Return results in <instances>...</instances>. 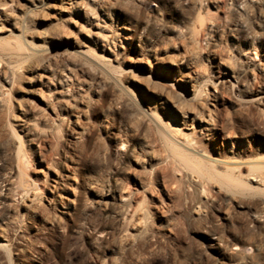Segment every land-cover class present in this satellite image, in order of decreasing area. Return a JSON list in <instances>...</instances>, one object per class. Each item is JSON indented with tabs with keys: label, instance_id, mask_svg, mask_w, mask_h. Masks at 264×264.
<instances>
[{
	"label": "bare ground",
	"instance_id": "obj_1",
	"mask_svg": "<svg viewBox=\"0 0 264 264\" xmlns=\"http://www.w3.org/2000/svg\"><path fill=\"white\" fill-rule=\"evenodd\" d=\"M14 1L0 0V54L4 55H19L23 49L19 35L9 36L2 28L6 22L17 29ZM50 1L63 3L60 12L73 19L68 18L83 41L69 42L72 50L63 55L41 53L43 48L26 52L28 60L21 74L11 66L6 67L8 72L0 70L1 79L11 87L17 81L24 84L23 97L13 104L20 116L10 125L9 146L0 156V204L11 213H21L27 229H32L30 219L39 216L44 223L73 233L77 218L95 207L87 196L94 183L84 161L98 139L93 130L110 136L108 114L116 116L122 125L109 137V151L133 166L136 185L130 188L114 183L109 188L104 200L107 203L101 208L109 221L87 223V237L95 244L115 233L120 252L148 227L156 226L152 217H176L183 210L195 214L198 202L223 191L229 193L228 207L241 208L247 193L254 190L251 184L264 185V160L249 166L243 160L245 148L235 147L231 141L232 133L227 132L230 119L219 97L229 82L237 92L238 113L255 107L256 116L264 119V0L249 1L252 9L245 12H251L255 19L249 26L246 20L237 22L245 39L238 41L232 57L219 54L210 81L200 72L190 71L188 65L199 62L194 41L207 39V52L222 42L221 16L205 18L210 0H173L189 10L181 17V25L171 26L182 51L170 39L164 46L134 44L129 22L114 13L113 4L103 0ZM33 2L19 0L15 5L23 10ZM140 3L145 15H160V1ZM190 35L195 45L182 41ZM128 48L134 53L133 60L126 59ZM87 72L94 77L88 86L81 77ZM88 90L93 97L88 96ZM30 94L41 100L39 106H30ZM9 103L0 94V106L10 109ZM25 142L35 159L47 165V178L28 176L32 159L28 152L19 159ZM66 144L80 147L76 161ZM260 213L264 215V208ZM4 242L0 226V248ZM233 250V254L243 253L237 247Z\"/></svg>",
	"mask_w": 264,
	"mask_h": 264
},
{
	"label": "rangeland",
	"instance_id": "obj_2",
	"mask_svg": "<svg viewBox=\"0 0 264 264\" xmlns=\"http://www.w3.org/2000/svg\"><path fill=\"white\" fill-rule=\"evenodd\" d=\"M35 1L33 2L35 6L30 5V10L28 7L19 10L16 6L19 0L14 1L17 4H14L12 11L14 10L13 13H16L14 16L17 20H15L17 29H13L11 24L6 22L2 23V28L8 30L9 36L19 35L18 39L21 40L23 51L18 52L19 55H15L17 53L10 54L11 56L0 54V70L7 71L6 67L11 66L17 70L16 72L19 71L18 74H21L28 60L26 52L35 53L44 49V52L41 53L58 52L63 55V52L72 50L69 42L83 41V36L71 24L70 20L73 21V19H70L65 12L63 14L60 12V9L64 7L63 3H52L49 0ZM103 1L113 4L116 15H124L121 18H125L129 22L131 33L136 38L134 44L139 43L143 47L149 44L164 46V42L170 39V42L180 46L178 47L180 51L183 50L180 42L175 39L171 26L181 25V17L188 14L187 8L182 9L178 4H174L173 0H158L161 4L160 15L147 16L141 7V0ZM249 1L210 0L208 3L210 10L204 17L221 16L222 42L217 43L207 52V39L194 41L196 44L191 41L194 39L193 35L186 36L190 37L188 40L192 43L187 38V41L185 39L182 41L185 44H196L201 56L198 57L197 61L199 62L194 63L195 65L188 64L191 67L190 71L200 72V76L208 78L207 80L214 79L213 74L216 71L220 55L232 57L238 41L245 39L246 34L237 25V22L246 20L249 26L255 19L251 12H245L252 9ZM11 33L12 35H10ZM58 37L66 38L60 41ZM163 43L164 45H162ZM201 50L202 52H200ZM22 52L27 57H24L25 54ZM126 55L127 60H133L134 53L131 48L127 49ZM57 62L59 60L56 59L55 63L58 64ZM77 74L81 75L79 72ZM81 77L86 78L84 80L89 83H86V86L92 85L90 84L94 78L92 72L84 73ZM17 82L11 87L0 77L1 98L4 102H10L9 104L12 105L10 109L0 106V156L8 149L9 127L16 123L15 116L19 115L18 109H13L16 107L13 104L18 102V98L23 97L21 88L24 84L21 81ZM87 93L88 96L93 97L90 90ZM35 96L37 95L26 96L28 103L33 108L39 106V101L41 102ZM219 97L230 119L227 132L229 130L228 133H232L229 135L231 141L235 147L240 145L245 148L243 160H247L248 166L263 161L264 119L256 116L255 107H251L245 113H238L235 106L237 92L231 89L229 82L226 83ZM102 109L106 110L105 105H102ZM108 118V130L110 136H113L117 134L122 125L113 114H108ZM7 125H9L8 128ZM93 134H97L98 139L94 148L88 152V158L84 164L94 183L93 190L88 192L87 196L95 207L89 208L83 216L77 218L79 220L76 231L68 233L66 230H58L54 225L50 226L44 223L39 216H33L30 219L32 229L29 230L25 227L26 220L21 213H11L4 205L0 204V226L3 230V237L6 239L5 246L0 248V264H264V215L260 213L264 208V185L255 183L251 184L254 190L247 193L248 198L244 199L241 208L228 207L226 200L229 193L223 191L198 202L199 210L195 214L183 210L176 217L150 218L152 224L155 223L156 226L148 227L130 247H124L120 252L115 233H112L100 245L95 244L91 238L87 237L89 230L87 223L89 221H109L105 217L106 214L101 212L103 204L107 201L109 188L114 183L129 185L130 188H133L136 185V180L133 166L121 161L109 151L110 136L96 130H93ZM19 135L23 140V134L19 132ZM69 145L71 144H66L68 154L76 161L80 147ZM23 147L19 159L22 160L24 153L28 152L29 158L33 161L28 167V176L30 178L37 177L39 180L47 178V165L39 162L37 158L35 159L26 142ZM53 157L55 158V156ZM248 182L250 181L248 180ZM189 203L190 200H187V204ZM43 214L46 212L43 211ZM223 216H226L225 219ZM208 235L211 238H218L217 243ZM236 247L240 248L243 253L233 254L232 252L235 251L233 249Z\"/></svg>",
	"mask_w": 264,
	"mask_h": 264
}]
</instances>
